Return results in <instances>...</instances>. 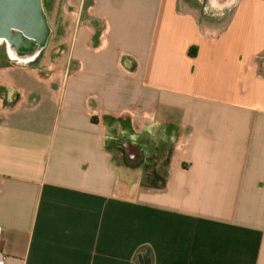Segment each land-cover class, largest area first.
Listing matches in <instances>:
<instances>
[{
    "label": "crops",
    "instance_id": "crops-1",
    "mask_svg": "<svg viewBox=\"0 0 264 264\" xmlns=\"http://www.w3.org/2000/svg\"><path fill=\"white\" fill-rule=\"evenodd\" d=\"M55 1L65 51L0 68L4 264H264V0ZM127 120L163 189L107 148Z\"/></svg>",
    "mask_w": 264,
    "mask_h": 264
},
{
    "label": "water",
    "instance_id": "water-1",
    "mask_svg": "<svg viewBox=\"0 0 264 264\" xmlns=\"http://www.w3.org/2000/svg\"><path fill=\"white\" fill-rule=\"evenodd\" d=\"M50 32L42 0H0V46L13 62L33 63L46 48Z\"/></svg>",
    "mask_w": 264,
    "mask_h": 264
},
{
    "label": "rangeland",
    "instance_id": "rangeland-1",
    "mask_svg": "<svg viewBox=\"0 0 264 264\" xmlns=\"http://www.w3.org/2000/svg\"><path fill=\"white\" fill-rule=\"evenodd\" d=\"M74 2L76 3L77 1L74 0ZM194 2H198V3L203 2L204 3V0H194ZM54 4H55L54 5L55 9L56 8L61 9V4H62L61 1L56 0ZM43 5L45 7V10H46V7L47 8L52 7L51 3H50V5H49V3L47 4V0L43 1ZM202 14L204 17H207V16L210 17L211 15H213V13H210V12L202 13ZM48 43L49 44H47V45H49V48L47 50L44 49L43 52L40 54L39 59H37L35 61V63H33L31 66H39V67L49 68L51 66L50 65L51 64V56H49L48 53H50L51 51H57V52H64L65 51V49H62V47L59 44H56V46H55L54 44H50V43H52V41L50 42L49 40H48ZM12 63H13V61L10 60L7 56L5 46H0V68L10 66ZM7 96L10 99L14 98V94H12L11 92H8ZM169 153H170L169 145L165 143L164 146L161 148V150L158 152L157 156L151 162V165L148 167L149 170H146V168L141 167L143 169V180H146L147 175H149L152 172H156L160 176L165 175L166 166H167V163L169 160ZM116 154H117L116 160L118 161V163L129 166L130 168L136 169V168H134L135 165H137V163L140 162V157L138 155L136 156L135 159H131V157H130L131 153L124 154L123 151H120L119 149H117Z\"/></svg>",
    "mask_w": 264,
    "mask_h": 264
},
{
    "label": "trees",
    "instance_id": "trees-1",
    "mask_svg": "<svg viewBox=\"0 0 264 264\" xmlns=\"http://www.w3.org/2000/svg\"><path fill=\"white\" fill-rule=\"evenodd\" d=\"M177 135L173 136L172 139H176ZM108 145V144H107ZM163 147V143L158 142V137L152 134H143L140 139L134 145H130V151H123L124 154L131 153V159H135L138 155L140 157V162L135 165L134 168L144 167L149 170V166L154 158L157 156L158 152ZM108 149H119L117 145L112 144L107 146ZM138 153V154H137ZM166 178L160 176L156 172H152L147 175L146 180H143V186L149 189H163L166 186Z\"/></svg>",
    "mask_w": 264,
    "mask_h": 264
},
{
    "label": "flooded vegetation",
    "instance_id": "flooded-vegetation-1",
    "mask_svg": "<svg viewBox=\"0 0 264 264\" xmlns=\"http://www.w3.org/2000/svg\"><path fill=\"white\" fill-rule=\"evenodd\" d=\"M140 139L139 137H134L132 134L128 131H126L125 128L121 129L120 133L117 135V137L113 138L112 143L117 145L120 151H130L129 146L132 144H136L137 141Z\"/></svg>",
    "mask_w": 264,
    "mask_h": 264
},
{
    "label": "built area",
    "instance_id": "built-area-1",
    "mask_svg": "<svg viewBox=\"0 0 264 264\" xmlns=\"http://www.w3.org/2000/svg\"><path fill=\"white\" fill-rule=\"evenodd\" d=\"M5 263V254L0 250V264Z\"/></svg>",
    "mask_w": 264,
    "mask_h": 264
}]
</instances>
